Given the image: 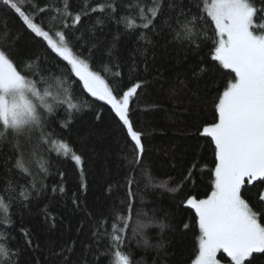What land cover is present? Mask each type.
I'll use <instances>...</instances> for the list:
<instances>
[{
	"label": "snow or ice",
	"instance_id": "1",
	"mask_svg": "<svg viewBox=\"0 0 264 264\" xmlns=\"http://www.w3.org/2000/svg\"><path fill=\"white\" fill-rule=\"evenodd\" d=\"M0 10V264H148L134 259L133 240L154 253L151 264H172L168 233L193 228L191 264H264V0H0ZM12 17L19 28L10 26ZM128 37L136 46L125 54L120 43ZM161 44L185 59L203 54L191 78L206 79L205 92L186 79L168 98L191 135L207 139L212 167L193 155L179 180L156 182L137 113L148 54ZM105 107L123 134L124 198L113 200V182L104 188L113 200L105 209L73 192L75 238L42 247L24 214L35 210L49 230L57 227L43 202L68 193L64 171L54 185L45 182L52 158L71 161L78 191L87 192L84 157L65 133L84 109L94 108L99 120ZM205 171L210 191L202 198L186 191ZM141 181L183 194L178 206L192 210V223L176 228L167 214L137 209Z\"/></svg>",
	"mask_w": 264,
	"mask_h": 264
},
{
	"label": "trees",
	"instance_id": "2",
	"mask_svg": "<svg viewBox=\"0 0 264 264\" xmlns=\"http://www.w3.org/2000/svg\"><path fill=\"white\" fill-rule=\"evenodd\" d=\"M0 15H3L2 10H0ZM9 24L15 28L20 27V22L15 17L11 18ZM108 38H111L110 34ZM29 41L30 38L25 34V42ZM135 46L132 37L124 38L120 43V48L125 54ZM35 47L38 51L42 50V45L39 43H36ZM148 55L149 72L146 74L148 84L138 101L137 115L138 128L146 136L148 158L152 162V174L155 176L156 182L167 180L169 176L179 180L181 172L186 169L193 155H196L197 158L203 157L200 163L207 164L208 168H211L212 153L207 139L191 135L194 129L182 122L183 117H177L171 111L173 104L168 98L169 89L174 87L178 81L186 79L190 87H199L202 92H205L207 80L196 81L191 78V68L202 58L203 54L201 56L188 54L185 59L184 53L166 48L161 44ZM143 67L141 65V69ZM52 73L59 76V72L55 68L52 69ZM207 94L214 96L215 90L208 89ZM153 105L162 107L156 109L152 107ZM204 114L207 119H211L210 103L204 110ZM65 137L84 157L88 190L86 193L78 191L80 174L71 161L51 159V175L45 182L54 185L59 182L57 171H64L66 177L63 183L68 193L67 197L56 194L55 199L43 202L49 205L50 211L57 218V227L49 230L48 225L43 223L42 217L37 215L35 210L32 213L24 214V225L34 229L42 247L48 243L59 246L69 238H75V228L80 222V215L72 210L69 198L73 192L80 195L90 207L95 206L100 209H105L106 204H111L113 200L119 204V201L124 198V180L120 169L122 156L120 149L124 147L123 134L107 108L105 107L99 120L96 119L94 108L84 109L79 113L71 130L65 133ZM172 164H175V168L171 167ZM38 166L36 165V167ZM137 179H140L139 176ZM109 182H113V200L105 199L108 193L104 191V188ZM115 182H119L121 185L119 189L116 188ZM139 188L144 199L141 202L137 198V209L143 208L149 213L156 210L161 218L167 214L169 222L176 228H180L182 222L192 223L194 216L192 210L178 206V201L183 194L174 197L172 194L153 187L144 188L142 181L139 183ZM186 191H193L201 198L210 191V176L207 171L197 177V185L194 190L189 186ZM197 234L195 228L186 232L168 233L171 238L169 252L172 264H191V259L194 258ZM131 251L135 260L145 259L148 264H151L149 257L154 253L137 248L135 240L132 241ZM222 262L227 263V259H222Z\"/></svg>",
	"mask_w": 264,
	"mask_h": 264
},
{
	"label": "rangeland",
	"instance_id": "3",
	"mask_svg": "<svg viewBox=\"0 0 264 264\" xmlns=\"http://www.w3.org/2000/svg\"><path fill=\"white\" fill-rule=\"evenodd\" d=\"M222 264H227V263L222 262Z\"/></svg>",
	"mask_w": 264,
	"mask_h": 264
}]
</instances>
